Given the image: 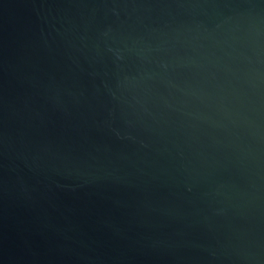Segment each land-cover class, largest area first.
<instances>
[{"label": "water", "instance_id": "1", "mask_svg": "<svg viewBox=\"0 0 264 264\" xmlns=\"http://www.w3.org/2000/svg\"><path fill=\"white\" fill-rule=\"evenodd\" d=\"M0 264H264V0H0Z\"/></svg>", "mask_w": 264, "mask_h": 264}]
</instances>
